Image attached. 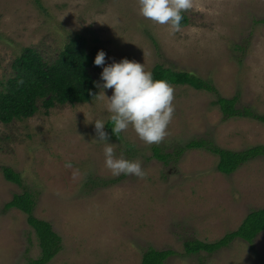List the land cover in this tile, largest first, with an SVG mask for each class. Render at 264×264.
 Instances as JSON below:
<instances>
[{
  "label": "rangeland",
  "instance_id": "rangeland-1",
  "mask_svg": "<svg viewBox=\"0 0 264 264\" xmlns=\"http://www.w3.org/2000/svg\"><path fill=\"white\" fill-rule=\"evenodd\" d=\"M183 13L188 24L172 33L140 15L138 0H0V82L12 76L24 47L51 62L81 34L105 51L106 64L127 58L148 71L161 64L209 80L217 91L172 85L175 111L159 144H146L131 125L121 140L110 137L115 157L140 161L144 179L114 177L105 165V142L93 122L110 121L111 89L99 88L88 103L0 122V264H26L41 254L26 215L5 209L24 190L35 197L34 216L61 237L47 264H141L149 247L176 251L163 264H264V231L212 254L183 250L184 241H214L264 207V155L223 174L205 149L174 154L198 139L232 151L264 144L263 123L224 118L212 106L217 96H237V107L264 116V0H191ZM90 71L102 83V67ZM154 148L170 154L166 162ZM4 166L20 174L21 185L5 179Z\"/></svg>",
  "mask_w": 264,
  "mask_h": 264
},
{
  "label": "trees",
  "instance_id": "trees-1",
  "mask_svg": "<svg viewBox=\"0 0 264 264\" xmlns=\"http://www.w3.org/2000/svg\"><path fill=\"white\" fill-rule=\"evenodd\" d=\"M39 3V0H35ZM181 27L188 24L187 16L182 12ZM264 21V19L262 20ZM98 50L91 47L88 39L75 34L60 49L57 57L49 62L36 50L24 47L11 64L12 76L0 82V122L10 123L14 120H25L39 112L47 114L56 106L88 103L98 96L99 88L91 74L95 67L94 58ZM154 79L167 80L171 85H187L196 90L217 92L211 81L185 70H173L156 64L152 68ZM238 97L226 98L217 96L212 106L219 109L224 118H249L264 124V116L255 113L249 107H237ZM111 121L106 124V131L111 133ZM113 139L121 140L119 136L111 135ZM205 149L218 158L216 169L223 174L234 172L241 164L264 155V144H257L240 151H232L213 145L208 140L198 139L188 142L178 148L176 157L185 150ZM154 156L166 162L170 154H162L159 148H154ZM1 172L9 182L21 185L20 174L9 166L1 167ZM36 204L34 195L24 190L15 193L5 204V209L16 208L22 211L28 224L35 231L41 254L37 259H31L26 264H47L61 250V237L52 229V225L34 216ZM264 231V207L251 210L245 215L236 229L226 232L214 241L199 239L187 240L183 243L186 254L206 252L212 254L228 247L235 239L252 243L255 237ZM176 254L172 249H146L141 258V264H163L166 259Z\"/></svg>",
  "mask_w": 264,
  "mask_h": 264
},
{
  "label": "clouds",
  "instance_id": "clouds-1",
  "mask_svg": "<svg viewBox=\"0 0 264 264\" xmlns=\"http://www.w3.org/2000/svg\"><path fill=\"white\" fill-rule=\"evenodd\" d=\"M139 13L160 25H168L172 33L181 29L182 12L191 7V0H138ZM94 64L102 67L96 87L111 89L107 97L106 111L110 113L111 133L106 131L105 121L95 120L94 130L99 141L105 142V165L112 176L134 175L144 179L146 172L138 160L123 156L116 158L111 135L119 136L129 125L139 139L146 144H159L168 135V126L174 115V88L164 79H154L144 64L122 58L106 64V53L98 50ZM105 94V92H104Z\"/></svg>",
  "mask_w": 264,
  "mask_h": 264
}]
</instances>
